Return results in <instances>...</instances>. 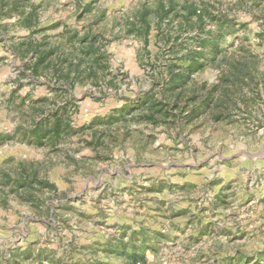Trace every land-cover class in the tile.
I'll use <instances>...</instances> for the list:
<instances>
[{
	"label": "rangeland",
	"instance_id": "374dc122",
	"mask_svg": "<svg viewBox=\"0 0 264 264\" xmlns=\"http://www.w3.org/2000/svg\"><path fill=\"white\" fill-rule=\"evenodd\" d=\"M0 264H264V0H0Z\"/></svg>",
	"mask_w": 264,
	"mask_h": 264
},
{
	"label": "trees",
	"instance_id": "16d2710c",
	"mask_svg": "<svg viewBox=\"0 0 264 264\" xmlns=\"http://www.w3.org/2000/svg\"><path fill=\"white\" fill-rule=\"evenodd\" d=\"M177 107V106H176Z\"/></svg>",
	"mask_w": 264,
	"mask_h": 264
}]
</instances>
